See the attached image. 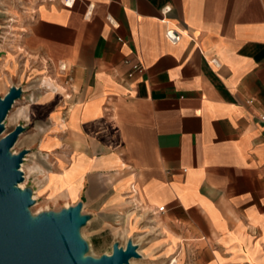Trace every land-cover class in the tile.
<instances>
[{"label":"crops","instance_id":"1","mask_svg":"<svg viewBox=\"0 0 264 264\" xmlns=\"http://www.w3.org/2000/svg\"><path fill=\"white\" fill-rule=\"evenodd\" d=\"M1 2L20 35L3 66L53 76L30 107L90 236L120 225L170 264H264V0Z\"/></svg>","mask_w":264,"mask_h":264},{"label":"water","instance_id":"2","mask_svg":"<svg viewBox=\"0 0 264 264\" xmlns=\"http://www.w3.org/2000/svg\"><path fill=\"white\" fill-rule=\"evenodd\" d=\"M24 90L11 87L0 99V264H131L141 259L139 246L129 240L125 246L116 242L109 255L88 256L89 244L82 229L91 217L83 212V203L60 212H44L34 216L33 191L22 189V171L28 150L14 154L22 125L3 136L5 120Z\"/></svg>","mask_w":264,"mask_h":264},{"label":"rangeland","instance_id":"3","mask_svg":"<svg viewBox=\"0 0 264 264\" xmlns=\"http://www.w3.org/2000/svg\"><path fill=\"white\" fill-rule=\"evenodd\" d=\"M14 15L10 16L8 11V6L5 3H0V99L3 98L10 90L11 87H17L22 85L25 93L22 99L18 100L14 105L13 109L9 113V117L5 120L4 124L6 127L5 134L12 132L18 125H22L26 128V131L20 136L19 142L13 149L14 154H19L23 150H28V154L25 157L22 169L26 174V180L24 181L23 189H31L37 199L35 205L31 207V212L34 216H37L44 212H60L63 209H67L76 206L72 201H70L65 193H60L61 196H57L56 188L52 187L54 181H51V171L55 169L56 156L55 153H50L47 151H42L46 144L50 142V137H47L43 144L45 135L49 132L48 122L35 117L33 108L30 104L35 101L38 94L44 93L48 90L42 87L39 80L44 76L53 77L51 73L44 74V76H37L33 78L31 76L32 70L28 72L27 78L23 80L20 75L14 74L11 76L8 72V67L3 66L4 56L10 54L11 51H18L20 47L18 46V40L20 35L16 31V21ZM20 51V50H19ZM16 53L17 62L20 60ZM24 56V55H23ZM13 71V70H12ZM51 83V81H48ZM60 84L65 87V85L60 82ZM20 87V88H22ZM22 88V89H23ZM65 96L67 95L64 93ZM42 146V147H41ZM52 182V183H51ZM51 190V191H47ZM65 196V197H62ZM122 226H113L111 228L112 233H110V240L102 241L98 240L97 236L92 237L88 234L86 225L81 233L82 237L89 244L88 256L95 258H100L103 255H109L112 253L113 242L127 240V236L122 232L125 231L123 226L121 234L120 228ZM117 232V233H116ZM150 239H142L140 242L141 247L144 249L143 256L141 259L134 260L132 264H170L169 261L159 260L154 252H148ZM131 240V239H130ZM129 241V240H128ZM115 242V243H116ZM120 243V242H119ZM178 261L176 260V264Z\"/></svg>","mask_w":264,"mask_h":264},{"label":"built area","instance_id":"4","mask_svg":"<svg viewBox=\"0 0 264 264\" xmlns=\"http://www.w3.org/2000/svg\"><path fill=\"white\" fill-rule=\"evenodd\" d=\"M75 2H76V0H64V4L66 7H73ZM170 11H171V9L167 7L164 9V14H168ZM162 21H164V20H162ZM165 35H166V38L174 44L179 43L183 37V34L179 30L174 29V28H168L165 32ZM59 67H60L61 71L66 70V64H61ZM144 71H145V68L143 67V65L136 64L133 67L131 73L129 74V77L132 78L135 74H138V73L142 74ZM262 121L264 122V116L262 117ZM22 171L24 173L25 180H26V174H25L23 169H22ZM164 209H165L164 207H161L158 209V211L163 212Z\"/></svg>","mask_w":264,"mask_h":264},{"label":"bare ground","instance_id":"5","mask_svg":"<svg viewBox=\"0 0 264 264\" xmlns=\"http://www.w3.org/2000/svg\"><path fill=\"white\" fill-rule=\"evenodd\" d=\"M9 117V116H8ZM3 136H6V134H4ZM19 142V141H18ZM22 167L24 168V166L22 165ZM20 188H24V183H22L21 185H20ZM34 200L35 201H37V199H36V197H35V195H34ZM139 253L141 254V252L139 251ZM133 262V261H132ZM172 263H173V261H172ZM173 264H176V262H174Z\"/></svg>","mask_w":264,"mask_h":264}]
</instances>
